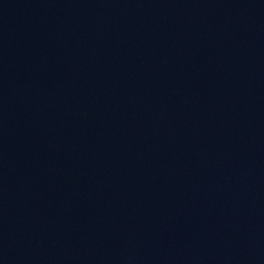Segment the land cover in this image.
<instances>
[{
  "label": "water",
  "instance_id": "1",
  "mask_svg": "<svg viewBox=\"0 0 264 264\" xmlns=\"http://www.w3.org/2000/svg\"><path fill=\"white\" fill-rule=\"evenodd\" d=\"M0 264H264V0H0Z\"/></svg>",
  "mask_w": 264,
  "mask_h": 264
}]
</instances>
